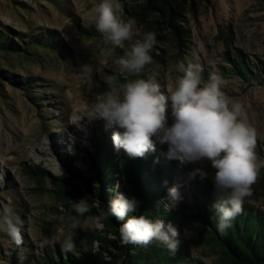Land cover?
<instances>
[{
  "label": "rangeland",
  "instance_id": "obj_1",
  "mask_svg": "<svg viewBox=\"0 0 264 264\" xmlns=\"http://www.w3.org/2000/svg\"><path fill=\"white\" fill-rule=\"evenodd\" d=\"M97 2L0 0V30L11 29L26 36L48 31L64 47L59 54L39 49L32 57L0 58V68L6 70L5 77H0V203L11 198L15 213L22 221L23 238L20 245L13 246L0 233V264H33L47 246L66 254L60 243L53 245L48 241L52 237L62 241L72 234L74 244L83 248L91 236L104 228L100 217L70 221L63 214L53 213L56 205L50 194L31 191L33 184L23 175V168L29 164H42L53 175L66 174L68 156L77 153L71 165L84 172L81 188L86 190L88 162L95 153V145L116 149L111 139L116 129L108 127L101 118L80 119L98 97L114 88L110 85L113 74H128L117 63L125 54L123 48L83 37L76 28V25L95 28L90 23V14ZM184 17V28L191 33L187 46L175 48L167 37L158 40L152 52L162 56L164 62L152 67V80L160 84L161 91L167 92L169 85L183 75L178 65L189 62L202 65L205 81L212 73L219 75L225 95L244 106L247 122L256 130L258 162H264V0H193L186 7ZM135 30L133 40L126 43H135L140 33L136 23ZM233 52L254 65L248 82L230 70L231 63L225 53ZM10 74L16 79H35L38 85L30 88L31 97L7 81ZM148 76L146 72L145 79ZM79 119L78 128L72 122ZM69 146L72 154L67 151ZM50 151L51 166L56 169L44 161ZM168 161L166 157L162 162ZM174 162L184 169L173 180L181 196L184 191L192 194L195 179L200 183L212 182L213 170L208 165L203 167L209 178L201 180L195 175L201 165ZM91 185L98 187V184ZM112 186L117 187L114 195L99 201L109 204L118 193L124 194L119 180L115 179ZM244 203L264 210V168L260 169L252 185V195ZM172 225L181 232L180 242L186 239L189 257L185 264H213L220 260L217 247L199 246L194 241L204 227L202 222L175 220ZM98 244L93 242L94 247Z\"/></svg>",
  "mask_w": 264,
  "mask_h": 264
},
{
  "label": "clouds",
  "instance_id": "obj_2",
  "mask_svg": "<svg viewBox=\"0 0 264 264\" xmlns=\"http://www.w3.org/2000/svg\"><path fill=\"white\" fill-rule=\"evenodd\" d=\"M120 8L119 0H98L91 9L90 23L102 34L105 44L125 48L136 30L134 21L118 15ZM156 43L155 32L144 33L118 59V65L138 76L152 62L151 51ZM178 69L183 75L169 85L167 92L161 91L154 80L137 78L98 97L80 119L101 118L108 127L116 129L111 137L113 145L129 157H144L155 151V138L166 145L168 159L180 165H201L195 174L201 180L209 178L203 167L208 165L213 170L210 179L219 195L210 209L217 217V230L223 232L242 214L245 199L252 195V185L264 168L255 151L256 130L247 122L244 106L221 90L219 75L212 73L205 81L199 62L180 63ZM80 119L72 124L79 128ZM67 151L72 154L71 146ZM183 199L177 187H170L166 202H158L157 208L162 206L165 212L170 211ZM138 206L135 197L122 193L108 204L105 215L123 221L119 225L120 243L144 248L156 243L174 254L180 244V230L171 223L165 225L160 218L135 215ZM73 208L79 215L89 211L85 197L74 201ZM21 224L11 198L0 203V233L7 236L10 245L23 242ZM48 243H60L66 252L75 247L72 234L62 241L52 237Z\"/></svg>",
  "mask_w": 264,
  "mask_h": 264
},
{
  "label": "trees",
  "instance_id": "obj_3",
  "mask_svg": "<svg viewBox=\"0 0 264 264\" xmlns=\"http://www.w3.org/2000/svg\"><path fill=\"white\" fill-rule=\"evenodd\" d=\"M119 2L121 8L118 15L140 26L137 40L142 39L146 32H155L157 41L167 37L175 48L187 46L191 33L189 29L184 28V13L186 7L193 4V0H119ZM76 28L83 37L95 39L106 45L102 34L95 28L83 25H76ZM132 44L126 43L123 52L125 53ZM39 49L59 54L63 52L64 47L48 31L43 35L26 36L11 29L0 30V58L32 57ZM225 54L231 63L230 70L248 82L254 65L237 52ZM151 55L152 62L146 65L138 76L129 73L125 76L113 74L110 85L119 88L128 81L145 79L146 72L149 76L145 80H152L154 74L152 67L164 62V58L153 54L152 51ZM5 72L6 70L0 68V77H5ZM6 79L14 88L25 91L28 97H31L30 88L38 85L35 79L30 77L16 79L10 74ZM153 139L155 151L138 158L129 157L123 149L111 150L95 145L97 147L95 153L88 162L86 190L81 188L84 184L82 181L84 172L76 165H71L77 153L68 156V173L63 175H53L42 164H29L23 168V175L33 184L31 191L50 194L56 205L53 213L63 214L64 218L70 221L100 217L104 224L103 230L91 236L83 248L75 245L72 251L63 254L47 246L40 259L37 262L32 261L33 264H185L189 257L186 239L180 242L174 254L156 243L147 248L120 243L119 225L123 221L106 216L108 204L99 201L109 200L114 195L117 187L112 186V182L115 179L121 182V191L125 196L135 197L139 201L135 215L160 218L165 225L172 224L175 220L202 222L204 227L194 241L199 246L205 244L217 247L221 257L213 264H264V210L244 203L242 214L235 219L232 226L223 232L218 231V220L210 205L219 199V195L212 182L205 180L204 183H200L195 179L194 195L184 191L182 194L184 199L170 211L165 212L162 206L157 208L158 202H166L167 189L173 187L175 176L184 169L176 165L175 160L162 162L166 158L167 150L165 145ZM92 183L98 184V187H94ZM103 185L106 186V191H103ZM84 197L89 211L79 215L73 208V202ZM95 202L97 203L94 204ZM57 206H62V209H58ZM102 232L104 234H101ZM94 241L99 242L98 247L93 246Z\"/></svg>",
  "mask_w": 264,
  "mask_h": 264
},
{
  "label": "bare ground",
  "instance_id": "obj_4",
  "mask_svg": "<svg viewBox=\"0 0 264 264\" xmlns=\"http://www.w3.org/2000/svg\"><path fill=\"white\" fill-rule=\"evenodd\" d=\"M78 116H80V115H78ZM50 150H51V148H50ZM53 156H52V153H51V151L48 153V155H47V158H44V161L45 162H47V164L51 167V169H56V167H52L51 166V158H52ZM53 164H55V163H53Z\"/></svg>",
  "mask_w": 264,
  "mask_h": 264
},
{
  "label": "water",
  "instance_id": "obj_5",
  "mask_svg": "<svg viewBox=\"0 0 264 264\" xmlns=\"http://www.w3.org/2000/svg\"><path fill=\"white\" fill-rule=\"evenodd\" d=\"M191 192H192V195H194L193 189L191 190Z\"/></svg>",
  "mask_w": 264,
  "mask_h": 264
}]
</instances>
